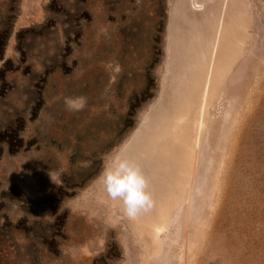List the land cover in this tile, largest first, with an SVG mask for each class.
Segmentation results:
<instances>
[{
	"label": "rangeland",
	"instance_id": "1",
	"mask_svg": "<svg viewBox=\"0 0 264 264\" xmlns=\"http://www.w3.org/2000/svg\"><path fill=\"white\" fill-rule=\"evenodd\" d=\"M0 264H264V0H0Z\"/></svg>",
	"mask_w": 264,
	"mask_h": 264
},
{
	"label": "clouds",
	"instance_id": "2",
	"mask_svg": "<svg viewBox=\"0 0 264 264\" xmlns=\"http://www.w3.org/2000/svg\"><path fill=\"white\" fill-rule=\"evenodd\" d=\"M66 104L71 110L84 107V98L68 99ZM98 180L103 191L112 201H119L123 215L134 220L142 211L151 207L152 198L148 180L134 162L120 153L113 155L102 169Z\"/></svg>",
	"mask_w": 264,
	"mask_h": 264
},
{
	"label": "bare ground",
	"instance_id": "3",
	"mask_svg": "<svg viewBox=\"0 0 264 264\" xmlns=\"http://www.w3.org/2000/svg\"><path fill=\"white\" fill-rule=\"evenodd\" d=\"M217 52V51H216ZM215 53V52H214ZM214 59V58H213ZM209 60V59H208ZM210 63H212V60H209V62H208V64H210ZM207 64V63H206ZM212 64H210L209 65V68L207 67V71L206 70H204L203 71V73L205 74V76L203 77V78H205V80H206V83H207V86H205L204 87V89L206 88V90H205V93H206V102L205 103H203L204 104V108H206V106H207V104L209 103V98H208V94H209V91L211 90V87H212V89H214V82H213V80L211 81V75H212V66H211ZM217 68V67H216ZM220 69V68H219ZM219 72V71H218ZM195 78V77H194ZM208 78H209V81L207 82V80H208ZM201 81V76H198L196 79H195V81H194V84H193V87L192 88H196V87H198V84H199V82ZM192 100H193V98H192ZM195 100V99H194ZM193 100V101H194ZM207 100H208V102H207ZM189 101V100H188ZM194 103V102H193ZM201 103V102H200ZM196 106H197V104H196ZM190 103H187V104H185V105H183L182 104V106H179L178 108H177V110L175 111V114H174V117H173V120H174V122L172 123V125H171V128H169L168 129V131L166 132V134H169V133H174V131H175V129H177L179 126V124H183V122L185 121V119H184V117L186 116L185 114H183V112L184 111H189L190 109ZM194 109V108H193ZM195 110V109H194ZM200 111H202V110H200ZM205 111V110H204ZM191 113V112H190ZM187 115H188V113H187ZM198 115V114H197ZM199 116V115H198ZM201 117H202V115H201ZM196 118H199V117H196ZM193 122V121H192ZM191 122V123H192ZM194 122H196L195 120H194ZM193 122V123H194ZM192 123V124H193ZM192 126V125H191ZM197 126V125H196ZM196 126H195V128H196ZM194 127V126H193ZM199 127H200V130H202V126H201V122H200V125H199ZM200 130H199V132H200ZM178 131V130H177ZM173 135V134H172ZM188 135H190V133L188 134ZM176 136V135H175ZM190 136H192V135H190ZM190 136H188V138L190 137ZM169 137V136H168ZM172 137V136H171ZM164 138V137H163ZM191 138V137H190ZM193 138V137H192ZM152 139H153V137H152ZM141 140V139H140ZM155 140V139H154ZM195 140V139H194ZM143 141H144V139H143ZM166 141V140H165ZM146 142V141H145ZM148 142V141H147ZM167 142V141H166ZM140 144H141V142H139ZM192 143V142H191ZM141 147V146H140ZM191 147V146H190ZM141 149V148H140ZM143 149V148H142ZM182 150V149H181ZM154 151V150H153ZM145 152V151H144ZM181 152V151H180ZM178 155V154H177ZM182 155H183V151H182ZM190 156V155H189ZM178 157V156H177ZM180 159V158H179ZM188 160V159H187ZM183 177V176H182ZM178 185V184H177ZM165 204V203H164ZM167 204V203H166ZM169 204V203H168Z\"/></svg>",
	"mask_w": 264,
	"mask_h": 264
}]
</instances>
